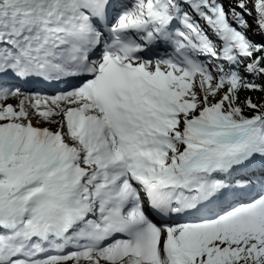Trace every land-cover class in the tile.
Returning a JSON list of instances; mask_svg holds the SVG:
<instances>
[{
	"label": "snow or ice",
	"instance_id": "obj_1",
	"mask_svg": "<svg viewBox=\"0 0 264 264\" xmlns=\"http://www.w3.org/2000/svg\"><path fill=\"white\" fill-rule=\"evenodd\" d=\"M0 264H264V0H0Z\"/></svg>",
	"mask_w": 264,
	"mask_h": 264
}]
</instances>
